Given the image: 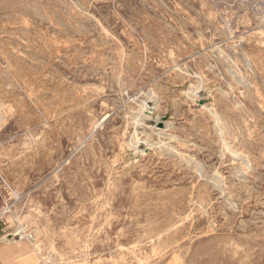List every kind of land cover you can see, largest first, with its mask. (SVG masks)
Here are the masks:
<instances>
[{
	"label": "rangeland",
	"instance_id": "374dc122",
	"mask_svg": "<svg viewBox=\"0 0 264 264\" xmlns=\"http://www.w3.org/2000/svg\"><path fill=\"white\" fill-rule=\"evenodd\" d=\"M0 175L40 264H264V0H0Z\"/></svg>",
	"mask_w": 264,
	"mask_h": 264
},
{
	"label": "crops",
	"instance_id": "0c3cea01",
	"mask_svg": "<svg viewBox=\"0 0 264 264\" xmlns=\"http://www.w3.org/2000/svg\"><path fill=\"white\" fill-rule=\"evenodd\" d=\"M8 229L0 221V264H40L28 242L17 244L20 241H31L10 238L7 236L10 234Z\"/></svg>",
	"mask_w": 264,
	"mask_h": 264
},
{
	"label": "built area",
	"instance_id": "2783aa9c",
	"mask_svg": "<svg viewBox=\"0 0 264 264\" xmlns=\"http://www.w3.org/2000/svg\"><path fill=\"white\" fill-rule=\"evenodd\" d=\"M6 185H8V183L6 182V179L0 175V221H2L3 225L5 227H10V225L8 224L7 221H5L4 219V215H6L7 213H9V211L11 210V205L9 203V198L7 200L6 198V192H7V187ZM10 189V186H8ZM11 193H13V191H11ZM12 199V198H10ZM7 236H10V238H13L15 240H34V235L32 232L25 230L23 228H19L14 232H10V234H8Z\"/></svg>",
	"mask_w": 264,
	"mask_h": 264
},
{
	"label": "water",
	"instance_id": "95a60500",
	"mask_svg": "<svg viewBox=\"0 0 264 264\" xmlns=\"http://www.w3.org/2000/svg\"><path fill=\"white\" fill-rule=\"evenodd\" d=\"M201 103H203L202 101H201ZM162 125V124H161Z\"/></svg>",
	"mask_w": 264,
	"mask_h": 264
}]
</instances>
